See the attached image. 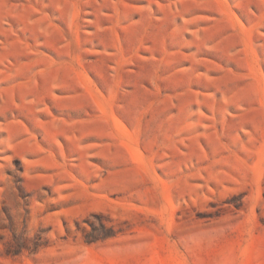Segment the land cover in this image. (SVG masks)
Masks as SVG:
<instances>
[{"label":"rangeland","instance_id":"374dc122","mask_svg":"<svg viewBox=\"0 0 264 264\" xmlns=\"http://www.w3.org/2000/svg\"><path fill=\"white\" fill-rule=\"evenodd\" d=\"M0 264H264V0H0Z\"/></svg>","mask_w":264,"mask_h":264}]
</instances>
